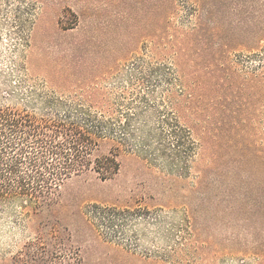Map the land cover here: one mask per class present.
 <instances>
[{
	"label": "rangeland",
	"instance_id": "374dc122",
	"mask_svg": "<svg viewBox=\"0 0 264 264\" xmlns=\"http://www.w3.org/2000/svg\"><path fill=\"white\" fill-rule=\"evenodd\" d=\"M154 4V0H0V74H14L11 83H4L0 75V95L16 86L20 77L27 78L28 86L42 82L67 89L128 86V64L141 54L145 42L158 37L163 45L178 38L180 70L196 88L193 105L200 111L198 118L183 113L181 121L195 138L202 135L208 143L206 177L199 178L203 170L199 160L192 163L184 154L161 152L155 138L144 153L119 154L118 171L109 178L88 171L67 180L60 189L64 211L57 217L80 247L84 264H164L159 259L171 258L173 248L182 249L180 264H236V248L264 239V211L252 207L256 200L262 201L264 178L249 180L246 188L253 195L244 200L246 209L237 212L234 186L228 179L232 169L228 144L213 136L226 134L228 126L220 121L236 114L219 113L216 94H228L223 104L231 109L240 101L246 107L248 94L243 87L228 89L213 64L222 57L218 44L242 53L264 46V0H203L196 12L188 10L192 15L178 9L158 21ZM199 18L198 33L179 36V29L188 30ZM154 78L146 86L164 89L165 84ZM212 102H217L214 109L209 106ZM150 104L158 105L152 99ZM159 109L165 113L161 105ZM139 116L147 118L137 126H155V113ZM206 117L213 124L203 135ZM145 130L137 131V136ZM92 204L130 211L120 239L107 241L86 223L80 211ZM23 212L19 204L0 206V256L5 261L44 229L38 228L39 223L49 218L43 213L24 219Z\"/></svg>",
	"mask_w": 264,
	"mask_h": 264
},
{
	"label": "trees",
	"instance_id": "16d2710c",
	"mask_svg": "<svg viewBox=\"0 0 264 264\" xmlns=\"http://www.w3.org/2000/svg\"><path fill=\"white\" fill-rule=\"evenodd\" d=\"M154 1L157 21L160 17L167 20L168 14L178 9L196 12L203 2ZM194 12L188 11V14ZM30 17L26 22L31 25L33 19ZM200 23L199 18L188 30L179 29V36L198 33ZM158 40L157 37L145 42L141 46V54L129 62L128 86L111 90L95 84L69 89L46 82L28 86L27 78L20 77L16 86L2 92L0 206L19 204L24 208V219L43 213L49 218L39 223L38 228L44 229L29 238L10 261L0 256V264H84L80 247L57 217L64 211L60 200L61 187L73 176L88 171L96 172L103 179L111 177L118 171L119 154L144 153L155 138L157 150L170 151L176 157L184 154L192 163L199 160L203 166L199 178L206 177L210 163L208 143L202 135L195 138L181 121L183 113L198 118L200 111L193 105L196 88L180 70L181 43L176 42L180 40L170 38L163 45ZM219 50L222 57L213 64L216 66L214 73H220V81L231 91L238 86L245 88L248 94L246 107L240 101L236 102V108L231 109L223 104L229 95L217 92L222 109L219 113L228 111L237 116L220 121L228 126L226 134H213L228 144L232 167L228 179L234 186L233 194L237 200L234 207L241 213L247 205L244 200L253 195L246 188L249 180L259 176L264 178V46L252 47L248 53H242L234 46L218 44ZM207 69L211 73L209 65ZM12 72L0 74L6 81L4 83L14 77ZM152 77L157 83H164V89L158 91V85L151 89L147 87L146 83ZM12 82L16 83L15 80ZM112 95L115 97L111 101ZM151 99L158 105H151ZM11 100L17 102L11 103ZM216 103L209 106L214 109ZM160 105L165 113L159 109ZM123 106L127 108L126 112H123ZM147 112L155 113V126L148 129L143 124L137 126L142 118H147L139 115ZM202 123L201 133L206 135L213 122L206 117ZM144 128L145 132L137 136L136 132ZM104 146L107 147L106 152L101 151ZM260 194L262 201L256 200L252 207L263 212L264 190ZM129 213L127 209L101 204H92L80 211L86 223L101 231L103 237L111 242L120 239L127 229L126 221L131 218ZM181 252V248H173L171 258L159 261L180 264ZM233 253L236 264H264V239L256 240L254 246L236 248Z\"/></svg>",
	"mask_w": 264,
	"mask_h": 264
}]
</instances>
